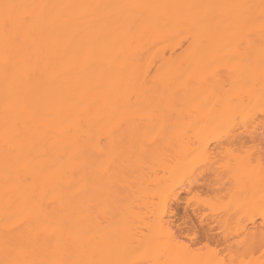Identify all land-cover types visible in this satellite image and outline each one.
Returning <instances> with one entry per match:
<instances>
[{
  "label": "bare ground",
  "instance_id": "6f19581e",
  "mask_svg": "<svg viewBox=\"0 0 264 264\" xmlns=\"http://www.w3.org/2000/svg\"><path fill=\"white\" fill-rule=\"evenodd\" d=\"M257 5L258 0H0V264H128V214L113 231L100 232L91 211L100 197L92 159L96 125L112 115L128 122L132 68L145 52L186 50L191 68L208 56L200 66L215 79L224 70L221 63L232 67L234 58L257 49L258 40L264 55V9ZM179 56L162 60L183 64ZM240 60L231 69L241 90L233 102L255 105L264 88L248 90L263 77L255 76L254 66L241 72ZM226 98L220 106L234 105ZM207 112L213 113L211 106ZM211 117L210 123L219 120ZM84 132L91 136L86 148L94 147L87 168ZM233 154L226 161L230 193L240 175ZM245 176L236 182L239 194L263 189L261 177ZM226 213L232 222L234 207ZM237 230L229 228L228 237ZM240 231L230 239L237 248L252 236V230ZM114 238L113 247L120 244L123 253L111 257ZM104 240L110 243L102 250ZM232 255L227 264H236Z\"/></svg>",
  "mask_w": 264,
  "mask_h": 264
},
{
  "label": "rangeland",
  "instance_id": "374dc122",
  "mask_svg": "<svg viewBox=\"0 0 264 264\" xmlns=\"http://www.w3.org/2000/svg\"><path fill=\"white\" fill-rule=\"evenodd\" d=\"M257 6L263 10L264 0H258ZM262 47L263 41L258 40L254 52L244 54L241 60L237 58L238 63L240 60L246 64L240 66L241 72L254 66L255 76L263 77L248 90L249 94L255 88H264ZM154 52H145L143 62L138 68L133 67L139 71L138 77L132 68L128 122L116 121L117 115L110 116V122L99 121L93 132L94 151L93 145L86 148L91 136H85L87 130L84 132L82 155L86 168L91 150L97 152L92 159L98 164L94 176L100 197L95 211L91 209L93 216L97 215V226L102 231H113L128 214L123 219L128 225V264H227L231 254L236 264H264V187L243 196L236 188V182H242L245 175H249V181L257 177L264 180V94L255 105L234 103L241 91L234 78L238 72L232 68L237 65L235 58L230 63L232 67L221 63L222 70L218 65L215 79V75L207 78L200 66L208 56L193 62L196 65L191 68L189 60L184 59L188 58L186 50ZM178 55L184 59L183 64L164 61ZM199 76L202 83L197 86ZM226 97L234 99V105L220 106L219 99L221 102ZM210 106L213 118L219 117L216 123L208 120L212 118L207 112ZM102 117L107 116H99ZM228 152L234 153L232 156L239 162L240 174L232 180L235 183H231V193L226 172ZM231 202L233 206L229 205ZM123 205L128 211L123 210ZM233 207L235 214L227 223L226 212ZM230 226L235 232L237 228L243 232L252 230V236L242 246L234 247L230 239L235 240L241 231L229 238ZM227 238L233 244V252L228 250ZM114 241L117 242L115 238L109 242L110 248ZM106 244L102 243V250ZM118 245L108 248V255L123 253L122 249L121 253L117 250Z\"/></svg>",
  "mask_w": 264,
  "mask_h": 264
}]
</instances>
